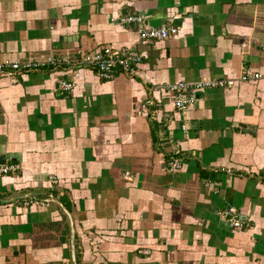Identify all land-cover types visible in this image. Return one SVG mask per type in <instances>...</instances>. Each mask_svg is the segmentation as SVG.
Here are the masks:
<instances>
[{"label": "crops", "instance_id": "crops-1", "mask_svg": "<svg viewBox=\"0 0 264 264\" xmlns=\"http://www.w3.org/2000/svg\"><path fill=\"white\" fill-rule=\"evenodd\" d=\"M106 46L142 62L79 64ZM38 54L63 63L0 79V264H264V0H0V63ZM254 72L186 113L167 89Z\"/></svg>", "mask_w": 264, "mask_h": 264}, {"label": "built area", "instance_id": "built-area-1", "mask_svg": "<svg viewBox=\"0 0 264 264\" xmlns=\"http://www.w3.org/2000/svg\"><path fill=\"white\" fill-rule=\"evenodd\" d=\"M123 23L141 21V18L135 15L125 16L121 19ZM178 34L176 27H158V28H142L139 31V37L142 40H164L170 36ZM142 62V57L127 49L103 47L99 50H94L85 53L79 61L82 66L93 68L97 74L105 80L113 78L117 72L135 71V67ZM63 61L54 56L46 54H38L25 62L6 61L0 63V79L7 78L11 82H16L19 73L24 71H33L44 66L57 67ZM259 72L244 73L238 79L236 78H217L205 79L194 82L180 81L167 86V89L173 94L174 104L176 109L181 113H186L198 100V94L207 88H229L234 87L238 81L250 82L262 78ZM64 89L72 90L71 82H62ZM169 166L172 170H178L182 166V159L172 156L169 159ZM19 166L16 163L0 164V177L16 173ZM222 217L234 228H239L242 225V218L238 209L234 206H229L222 211Z\"/></svg>", "mask_w": 264, "mask_h": 264}, {"label": "water", "instance_id": "water-1", "mask_svg": "<svg viewBox=\"0 0 264 264\" xmlns=\"http://www.w3.org/2000/svg\"><path fill=\"white\" fill-rule=\"evenodd\" d=\"M241 126V125H240ZM242 128H244V126H241ZM165 133V132H164ZM164 138V144L166 147H171V139L167 138L166 136L163 137ZM175 149H177V146H175ZM70 220H71V251H72V259L73 262H76V236H75V225L73 223V220L71 218V215H69Z\"/></svg>", "mask_w": 264, "mask_h": 264}, {"label": "trees", "instance_id": "trees-1", "mask_svg": "<svg viewBox=\"0 0 264 264\" xmlns=\"http://www.w3.org/2000/svg\"><path fill=\"white\" fill-rule=\"evenodd\" d=\"M54 195H57V193L55 191H52ZM61 201L64 202V198H62V196L60 197ZM79 257L78 252H77V258Z\"/></svg>", "mask_w": 264, "mask_h": 264}, {"label": "rangeland", "instance_id": "rangeland-1", "mask_svg": "<svg viewBox=\"0 0 264 264\" xmlns=\"http://www.w3.org/2000/svg\"><path fill=\"white\" fill-rule=\"evenodd\" d=\"M141 252H143V251H141ZM146 252V251H145Z\"/></svg>", "mask_w": 264, "mask_h": 264}]
</instances>
